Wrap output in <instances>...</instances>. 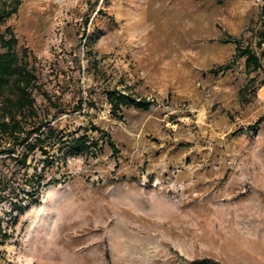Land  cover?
<instances>
[{
    "label": "rangeland",
    "instance_id": "rangeland-1",
    "mask_svg": "<svg viewBox=\"0 0 264 264\" xmlns=\"http://www.w3.org/2000/svg\"><path fill=\"white\" fill-rule=\"evenodd\" d=\"M3 24L64 141L19 168L36 202L0 197V264H264V0H19ZM113 87L148 108L112 115Z\"/></svg>",
    "mask_w": 264,
    "mask_h": 264
},
{
    "label": "trees",
    "instance_id": "trees-1",
    "mask_svg": "<svg viewBox=\"0 0 264 264\" xmlns=\"http://www.w3.org/2000/svg\"><path fill=\"white\" fill-rule=\"evenodd\" d=\"M18 4L19 0H0V197H9L10 201H14V207L18 203L14 199L16 193L24 190L25 186L29 189L26 191L30 196L28 201H37L42 172L31 176L19 174V168L25 165L28 156L39 150L46 155V162L52 163L46 147L64 141L63 133L56 131L37 113L34 93L38 87L34 68L27 58L25 48H21V54L18 53L17 39L12 28L3 24L16 11ZM234 49V59L244 56L249 70L261 66L258 57L247 47L240 48L235 44ZM230 63L219 64L210 71L227 69ZM105 98L109 112L117 117H120L122 107L132 106L144 110L150 104L148 100L133 97L114 87L105 90ZM77 107H80V102ZM89 145L84 135L73 134L66 149L71 150V153L86 152ZM11 161L14 163L11 164ZM7 237L6 228L0 225V245Z\"/></svg>",
    "mask_w": 264,
    "mask_h": 264
}]
</instances>
